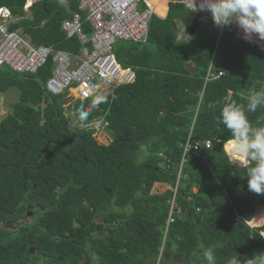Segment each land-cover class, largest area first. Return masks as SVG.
Instances as JSON below:
<instances>
[{
    "label": "trees",
    "instance_id": "16d2710c",
    "mask_svg": "<svg viewBox=\"0 0 264 264\" xmlns=\"http://www.w3.org/2000/svg\"><path fill=\"white\" fill-rule=\"evenodd\" d=\"M26 2L0 0L17 18L8 29L71 54L91 48L62 28L78 0ZM153 4L165 12V0ZM139 7H146L142 0ZM195 14L171 0L164 18L152 14L146 42L118 41L114 56L135 79L104 93L107 102L85 122L77 114L97 94L75 100L66 114L68 89H45L51 59L35 73L0 65V96L17 92L14 101L2 100L11 111L0 117V264H79L84 255L89 264H164L169 251L182 254L183 264H205L208 248L216 264L236 255L248 264L264 252V223H249L264 205V194L248 189L254 162L229 158L223 142L230 132L220 117L223 101L246 108L250 92L264 88V54L228 31L178 38L179 23L192 25ZM81 15L88 36L92 28ZM210 64L223 74L204 82ZM247 115L255 124L264 108ZM99 118L111 133L108 143L91 125ZM187 142L200 145L184 153ZM155 183L168 188L152 192ZM27 212L31 219L18 221Z\"/></svg>",
    "mask_w": 264,
    "mask_h": 264
},
{
    "label": "built area",
    "instance_id": "2783aa9c",
    "mask_svg": "<svg viewBox=\"0 0 264 264\" xmlns=\"http://www.w3.org/2000/svg\"><path fill=\"white\" fill-rule=\"evenodd\" d=\"M181 2L187 9L195 10L191 0ZM196 3L198 6L199 0ZM82 12H85V19L92 28L88 36L82 29ZM152 14L154 11L150 7L140 9L139 0H78V10L62 21V28L69 36H78L82 44L90 43L91 48L85 46L81 54H71L47 45H33L19 29H8L7 24L17 18L5 7H0V65H6L16 73H35L51 59L52 73L45 83L47 92L59 94L72 85H77L81 98L92 94L102 96L118 83L134 81L135 72L130 67L123 68L117 62L113 48L121 40L145 42ZM232 25L235 37L244 40L236 23L233 22ZM252 44L264 52V41L256 39ZM222 74L223 71L220 70L208 71L205 80L216 79ZM0 112L3 113L1 106ZM91 125L96 130H103L106 122L99 118ZM199 145L195 143L190 146L187 142L184 153L191 147L197 150ZM205 145L209 147L210 141H206Z\"/></svg>",
    "mask_w": 264,
    "mask_h": 264
},
{
    "label": "clouds",
    "instance_id": "9594fccd",
    "mask_svg": "<svg viewBox=\"0 0 264 264\" xmlns=\"http://www.w3.org/2000/svg\"><path fill=\"white\" fill-rule=\"evenodd\" d=\"M191 3L194 6V12L209 13L214 25L218 27H228L235 22L246 42L254 43L256 39L264 41V0H199L198 6L196 0H191ZM8 11L10 12L9 9ZM71 88H76L78 93L77 85ZM77 96L79 97L78 94ZM2 100L1 97L0 106L3 109ZM106 102L107 98L104 96L94 97L87 110L80 109L77 114L78 121H87L92 110ZM259 108H264V88L253 89L250 92L246 108L235 101H223L220 117L223 125L230 132V137L223 142V147L235 154L237 158L254 162L245 175L248 180V189L250 192L262 195L264 194V116L258 117L257 122L253 124L247 115V113L257 112ZM139 152L146 154L148 146L140 144ZM215 247L221 248L223 244L217 243ZM202 259L205 264H216L212 248L203 250ZM226 264H241V261L236 255L229 258ZM248 264H264V252L253 257Z\"/></svg>",
    "mask_w": 264,
    "mask_h": 264
},
{
    "label": "rangeland",
    "instance_id": "374dc122",
    "mask_svg": "<svg viewBox=\"0 0 264 264\" xmlns=\"http://www.w3.org/2000/svg\"><path fill=\"white\" fill-rule=\"evenodd\" d=\"M29 1H31V0H27V2H29ZM181 1V0H180ZM27 2H26V4H27ZM205 31H200L199 33H198V35L196 36V37H200L203 33H204ZM206 36H209L208 35V33H204ZM3 69H7V67H2ZM16 94H17V92L14 90V89H10V92L7 94H3V102H4V104L8 101V102H11V101H14L15 99H16ZM77 91H76V88H69L68 89V91H67V93L64 95V97L62 98V100L64 101L63 102V106H64V108H66V111H65V113L66 114H71L72 113V111H71V109H67V107L68 106H71L72 105V103L75 101V100H77V99H79V97L77 96ZM3 113H1L0 112V117L1 116H5L6 114H7V112H10L11 111V108L10 107H8V110H7V108H5V106H4V108H3ZM7 111V112H6ZM95 135H96V137H97V139L101 142V143H108L110 140H111V133L110 132H108L106 129H99V130H96V133H95ZM225 148V147H224ZM225 150H226V152H227V154H228V156H229V158L234 162V163H236V164H238V165H245V164H247L248 163V160L247 159H244L243 161H240V160H237L236 159V157L232 154V153H230L226 148H225ZM168 188V186L167 185H165V184H162V183H155L154 185H153V187H152V192H162L163 190H165V189H167ZM263 214V222L262 223H256V222H254V219H255V217H256V214H258V216H259V218H260V214ZM98 216H100V214H95L94 215V217H93V219H94V221H96V218H98ZM25 220V219H28V220H30L31 218H30V216H28L27 214L26 215H23L18 221H20V220ZM249 223H250V225H252V226H260V225H262L263 223H264V205H259L257 208H256V210H255V212H254V215H253V217H252V219L249 221ZM263 235H264V233H263ZM169 252H173V251H169ZM182 255V254H181ZM84 257H85V255L83 256V258H81L80 260H79V264H81V262L84 260ZM178 262V261H177ZM172 263V259H168V260H166V262L164 263V264H171ZM82 264H88V263H86V260H84L83 261V263ZM179 264H183V262L181 263V262H179Z\"/></svg>",
    "mask_w": 264,
    "mask_h": 264
},
{
    "label": "crops",
    "instance_id": "0c3cea01",
    "mask_svg": "<svg viewBox=\"0 0 264 264\" xmlns=\"http://www.w3.org/2000/svg\"><path fill=\"white\" fill-rule=\"evenodd\" d=\"M35 0H31V1H29V2H27V4H26V8L32 3V2H34ZM144 3H145V5H146V7L145 8H147V7H150V8H152V7H154L155 5L153 4V0H142ZM171 0H165V3H166V10H165V12L164 13H162L160 10H156V11H154L155 12V15H157V16H159V17H161V18H164L166 15H167V11H168V4H169V2H170ZM180 1V0H179ZM61 2H63V3H66V0H64V1H61ZM181 2V1H180ZM195 22L192 24V25H190V26H188V27H184V25H182L181 23H179V25H180V30H179V32H178V38H183V39H185V40H190V39H192L193 37H196L197 35H198V33L200 32V31H205L204 33H208L210 30H212V32H215L217 35H218V37H220L221 36V34L222 33H226V31H228V32H230V33H232V35H233V39H238V38H236L235 37V35H234V28H233V25L231 24L230 26H228V27H218V26H216V25H214V23H213V21H212V19H211V16H210V14L209 13H197V14H195ZM211 32V33H212ZM204 33L202 34V35H204ZM201 35V36H202ZM190 37V38H189ZM241 40V39H240ZM245 41V40H244ZM257 48V47H256ZM258 49V48H257ZM258 51H260V50H258ZM261 53H263L264 54V52H262V51H260ZM188 67H190V65H188ZM128 68V67H127ZM131 68V67H130ZM213 66H212V64H210L209 65V67H208V69H207V72L208 71H213ZM206 72V73H207ZM206 75V74H205ZM210 80H212V79H210ZM207 81H209V80H207ZM206 80H205V76H204V82H207ZM169 259V258H168ZM167 259V260H168ZM175 262H177V261H175ZM178 262H182V261H178ZM83 262H81V264H82ZM86 263H88L89 264V261L86 259Z\"/></svg>",
    "mask_w": 264,
    "mask_h": 264
},
{
    "label": "flooded vegetation",
    "instance_id": "af4514ba",
    "mask_svg": "<svg viewBox=\"0 0 264 264\" xmlns=\"http://www.w3.org/2000/svg\"><path fill=\"white\" fill-rule=\"evenodd\" d=\"M164 258H170L174 261H182L180 253L167 252L164 254ZM174 261L172 263H174Z\"/></svg>",
    "mask_w": 264,
    "mask_h": 264
},
{
    "label": "water",
    "instance_id": "95a60500",
    "mask_svg": "<svg viewBox=\"0 0 264 264\" xmlns=\"http://www.w3.org/2000/svg\"><path fill=\"white\" fill-rule=\"evenodd\" d=\"M37 205L39 206V203H37ZM40 206H41V205H40ZM26 214H27L28 216H30V212H27ZM29 251L32 252V251H33V248L31 247V248L29 249Z\"/></svg>",
    "mask_w": 264,
    "mask_h": 264
}]
</instances>
